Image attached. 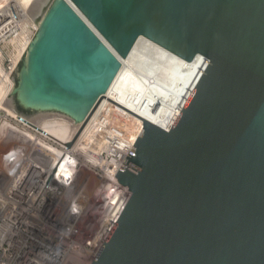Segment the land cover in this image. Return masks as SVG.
<instances>
[{
	"label": "water",
	"instance_id": "water-1",
	"mask_svg": "<svg viewBox=\"0 0 264 264\" xmlns=\"http://www.w3.org/2000/svg\"><path fill=\"white\" fill-rule=\"evenodd\" d=\"M140 38L209 64L169 131L143 120L90 264H264V0H51L1 106L78 124Z\"/></svg>",
	"mask_w": 264,
	"mask_h": 264
},
{
	"label": "bare ground",
	"instance_id": "bare-ground-1",
	"mask_svg": "<svg viewBox=\"0 0 264 264\" xmlns=\"http://www.w3.org/2000/svg\"><path fill=\"white\" fill-rule=\"evenodd\" d=\"M45 1L0 0V18L6 14L12 15L16 23H20L21 28V32L15 38L3 43L1 48V109L2 103L13 87L9 79L10 73L4 72L2 68V53L7 57L11 70H14L26 51L33 30L38 27L44 4H48ZM208 64V60L201 56H196L192 62H185L140 38L129 57L122 61L121 70L110 89L99 100L88 118L84 117L80 123L74 124L71 118L55 113L46 114L36 122L30 123L7 110L8 114L15 116L16 124L20 128V130L12 128L8 138L12 142H20L24 148H27L30 157L35 155L42 161L39 167H32L28 178L23 179L20 171L13 174L12 184L14 186L21 184L24 189L27 187L26 190L23 189L26 192L29 188L38 185L36 198L39 202L45 199L52 205L49 212L47 210L48 214H45V218L63 243L68 242L75 233V226L72 224L75 215L66 218L68 224L61 222L59 214L64 210L63 208L71 206L76 210L79 221L85 216V203L91 190L101 184L104 192L109 196L108 212L103 224L88 245L91 246L90 251L80 250L84 255L88 252L89 262L96 255L125 207L122 205L121 195V190L125 187L115 178L120 167L116 169L111 161L103 162L99 155L100 147L104 146L101 133L106 128L105 125L116 126L122 129L125 135L116 145L117 148L107 147L112 157H123L130 152L142 130L143 120L164 132L169 131ZM2 128L0 136L4 137L7 134ZM50 143L55 145L56 149L52 148ZM90 143L93 145L91 148L88 147ZM92 150L99 151L93 154ZM11 166L10 170L14 171L12 168L16 169L18 164L13 163ZM21 172L24 173L26 170ZM88 182L91 183L89 190ZM115 184L119 185V189ZM24 227L31 231L29 225ZM65 246L61 247L62 252L53 249L46 251L44 257L41 255L43 260L40 259L41 263L72 262V246L70 248ZM27 262L32 263L31 260Z\"/></svg>",
	"mask_w": 264,
	"mask_h": 264
},
{
	"label": "rangeland",
	"instance_id": "rangeland-1",
	"mask_svg": "<svg viewBox=\"0 0 264 264\" xmlns=\"http://www.w3.org/2000/svg\"><path fill=\"white\" fill-rule=\"evenodd\" d=\"M50 1L46 0L45 2L49 4ZM45 4V7L41 11L42 13L48 5ZM144 59L146 60L145 57ZM3 60L2 68L4 72H7L8 59L4 56ZM7 110L5 107L0 108V130L3 127L2 129L7 134L4 136L5 138L0 136V264H28L27 260H31V264H35V262L42 264L40 261V259L42 260L41 255L44 257V253L52 249L53 251L62 252L61 247L65 245H67V247L65 246L66 248L72 246V262L68 264H87L89 262V254L87 252L88 256L84 255L80 250L85 249L90 251L91 246L88 245L103 224L108 212L109 196L104 192L103 185L101 184L91 190L85 203V216L78 221L72 238L68 242L63 243L61 237L51 228V225L45 218L47 210L49 212V208L52 205L45 199L39 202L38 198H36L38 185L29 188L26 192L23 191V185L14 186L12 184L11 176L13 174L20 171L23 174V179L28 178L32 172V167H39L42 161L35 155H31L30 157L27 153V148H24L20 142H12L8 138L9 131L12 128H18L19 130L20 128L17 126L15 118L18 115L14 113L15 116H12L8 114ZM49 145L56 149V146L52 143ZM88 145L90 148L93 146L92 143ZM100 149V151L98 150L99 155L102 157L106 155V158L112 157L105 146L102 145ZM98 151L92 150L91 153L97 154ZM13 163L18 164V167L16 169L12 168L14 171H11L10 166ZM22 170H26V172L23 173L21 172ZM90 182L92 183L93 181L91 180ZM90 182L87 185L88 190L91 187ZM69 207L71 206L63 209L66 210ZM61 213L59 214V216L61 215L60 217H62ZM24 225H29L31 231L27 230ZM79 261L80 263H78Z\"/></svg>",
	"mask_w": 264,
	"mask_h": 264
},
{
	"label": "built area",
	"instance_id": "built-area-1",
	"mask_svg": "<svg viewBox=\"0 0 264 264\" xmlns=\"http://www.w3.org/2000/svg\"><path fill=\"white\" fill-rule=\"evenodd\" d=\"M36 31H37V28H35L33 30V34L31 35L25 49H27V47H28V45H29V43H30L31 39L33 38ZM20 32H21L20 23H16L14 16L6 14L4 17L0 18V54H1V48H2L3 43L15 38ZM2 56L4 58L5 55L2 53ZM7 63H8L7 72L12 74L14 70H11L9 61ZM105 127L106 128H104V130L101 133V140H102L104 146L106 148L108 147L111 149L117 148L116 145L119 144V142L121 140H123V138L125 136L124 131H122V129H120L116 126H112V125L109 126V124H106ZM127 155H128V153H126L123 157L113 156V157H109V158H106L107 157L106 155L104 157H102L100 155V158L102 159L103 162L111 161L114 164V166L116 167V169H118L123 164ZM115 185H116L115 187L118 188L119 185H117V184H115ZM121 193H122L121 195H122V199H123L122 205H126L128 199H129V196H130L129 191L127 190V188H125V189L121 190ZM61 214H62V217H60V218H61V222L63 224H68V222L66 221V218H68L69 215H71V216L75 215V218H74V221L72 222V224H74V226L76 227V225L78 223V217H79L76 213V210H74L72 207H69L68 209L62 211Z\"/></svg>",
	"mask_w": 264,
	"mask_h": 264
}]
</instances>
